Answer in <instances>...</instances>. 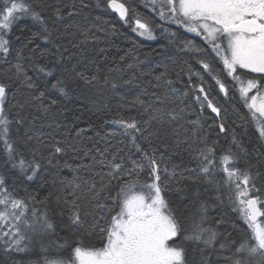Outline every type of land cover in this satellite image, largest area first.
<instances>
[{
  "label": "snow or ice",
  "instance_id": "obj_1",
  "mask_svg": "<svg viewBox=\"0 0 264 264\" xmlns=\"http://www.w3.org/2000/svg\"><path fill=\"white\" fill-rule=\"evenodd\" d=\"M107 6L117 12L124 23L134 21L133 30L140 36L155 39L151 22L138 15L135 9L130 10L120 0H107ZM148 6L162 21L177 24L203 39L204 48L196 47L192 41H184L180 50L196 55L202 71L211 76L219 92L225 96H228L229 88L222 76L230 77L233 85H238L239 96L249 109L260 137L264 138V0H148ZM87 7L84 0H80L79 6L75 2L71 6H53L47 0H0V59L6 60L13 51L11 27L15 22L31 18L40 26L39 31L24 38L22 48L16 50L19 62L12 65L15 79L22 82L29 95L37 88L27 76L22 62L24 48L36 38L53 39V33L59 31L58 25L66 16L72 17ZM49 10L50 16L45 14ZM170 35L175 37L176 33ZM15 39L21 40L22 37ZM92 39L99 42L98 37L93 36ZM87 42L88 37L85 36L82 43ZM217 61L222 65L219 71L214 66ZM32 67L37 75L45 77H51L57 71L47 64L35 63L34 58ZM68 71L63 69L51 83L50 90L64 96L69 94L65 82ZM72 71L75 72L74 69ZM102 71L97 66L95 74H90V70L75 72L72 79H79L95 88L101 83ZM110 71L123 70L116 68ZM181 71L188 74L190 91L198 93L195 95L199 104L197 116L207 108L219 117L222 109L211 98L212 86H206L201 73L194 72L189 64ZM252 74L260 75L259 78H248ZM145 75L151 73L128 80L121 78L119 84L115 78L110 80L105 75L103 84L113 91L121 85L131 88ZM193 76L198 83H191ZM178 82L179 76L173 80L167 71L162 72L155 76L154 84L148 81L149 86L156 90L151 95L161 103V107L155 108L151 103L146 105L138 95L128 105L137 109L135 116L124 117L117 112L113 119L105 120L104 123H112L122 129L121 134L128 139L129 146L125 150L108 143L101 153L103 158L95 160L80 133L73 143L52 137L51 145L45 134L34 127L21 133L19 126L25 123L26 118L18 112L14 120L10 119L6 108L12 83L0 81V168L3 169L0 171V241L5 251H25L24 242L30 239V233L55 231L48 201H39L41 209H31L29 217V202L37 203L36 193L25 190V195L18 197L16 180L9 185V174L16 172L23 180L33 181L40 174L42 161L47 160L50 167L56 168L58 165L53 163L54 160L58 162L60 157L71 154L70 159L73 160L91 158L94 163L84 165L83 170L92 175L85 180L79 167L73 169L77 174L72 180L60 181L65 185L62 189L65 194L56 198L54 206L61 207L60 216H64V209H67L69 227L83 228L81 235L95 236L97 243L85 245L74 231L75 247H70V255L46 258L43 264H212V254L224 251L231 255H217V260L224 259L228 264H264V159L251 162L248 150L234 134L226 146L218 141L209 142L202 136L199 120L187 121V115L196 110L178 108L177 101L171 99ZM45 84V91H40L34 99L45 97L49 90L47 81ZM142 95H149L148 90L145 89ZM124 99L122 96L121 100ZM51 103L54 105L56 101ZM41 109L45 113L49 111V107L43 104ZM14 122L17 125L15 135L12 132ZM56 127L59 128L60 124ZM216 127L219 133L226 134L223 121ZM181 133L183 139L179 138ZM169 136L177 138L168 142L166 137ZM96 151L100 152V149ZM185 153L191 158L192 167H184L182 158L174 159ZM64 167L70 168L71 165L66 161ZM179 168L183 171L177 178ZM56 183L57 176L54 175L38 187ZM173 183L176 185L174 189L171 187ZM189 185L203 186L205 192H215L216 195L209 199L217 202L226 194L247 225V231L237 236L233 232L222 234L218 228L226 223L223 219L216 221V228L206 226L209 209L216 206L209 204L208 200H201L189 210L187 217L179 215L178 210L171 206L169 194L172 191L183 193ZM88 197H91V207L85 208L84 202ZM5 227L9 231H4ZM232 227L236 233L241 231L236 225ZM65 245H69L68 240L57 247ZM186 245L192 246L191 258Z\"/></svg>",
  "mask_w": 264,
  "mask_h": 264
},
{
  "label": "trees",
  "instance_id": "obj_2",
  "mask_svg": "<svg viewBox=\"0 0 264 264\" xmlns=\"http://www.w3.org/2000/svg\"><path fill=\"white\" fill-rule=\"evenodd\" d=\"M73 2L77 6L80 4V0H47V3L53 6L57 4L71 6ZM123 2L130 10L135 9L138 15L151 22L155 30V39L150 40L135 32L133 30L134 21L126 24L123 20H120L107 7V0H84L88 7L79 14L65 17L58 25L59 31L53 33L55 42H53V39L42 40L36 38L32 44L24 48V60L22 62L26 67L27 76L31 77L37 88V91L32 95L28 94L21 81L15 79L12 65L19 62L16 50L22 48L25 43L24 38L31 37L33 32L40 30V26L31 18H22L11 27L13 51L6 60L0 59V81L12 83L6 103L10 119L14 120L18 112L26 118L25 123L19 126V131L23 133L29 127H34L38 132L45 134V139L49 145L52 143V137L73 143L77 138V133H80V138L84 140L86 148L92 150L95 160L103 158L101 153L108 143L116 144L126 150L129 141L121 134L122 129L118 125L104 123V121L113 119L114 114L117 112L124 117L135 116L137 109L128 105L138 95L145 101L146 105L151 103L155 108L161 107V103L155 101V98L151 95L156 90L149 86L148 81L154 84L155 76L167 71L169 78L173 80H176L179 76V82L175 85L177 91L175 95L171 96V99L177 101L178 108L184 107L196 110V112L187 115V121L199 120V124L202 126V136H205L209 142L218 141L220 145L226 146L227 141L234 134L248 150L251 162L255 163L257 159H264L263 138L258 137L245 109L237 100L233 87L229 88L226 98L220 96L221 92L213 85L211 76L202 73L196 55L192 52L180 50L182 42H184L182 33L177 31L176 36L172 37L170 35V33H173L171 30L166 27L162 28L163 24L158 22L156 15L152 14L151 8L148 6V0H123ZM68 10H71V8L69 7ZM45 14L50 16L51 11L49 10ZM69 25L72 26L69 27ZM75 25L81 27L77 28ZM17 36L22 37V39L16 40L15 37ZM85 36L88 37L86 44L82 43ZM93 36L98 37L99 42L94 41ZM31 49H35V51H31ZM122 57L124 59H121ZM33 58L35 63L47 64L49 68H56L57 71L51 77H45L43 74L37 75L32 67ZM186 64L191 65L194 72L201 73L206 86H212L211 98L222 109L219 118L215 117L207 108L199 117L197 116L199 104L195 101V95L198 93L190 91L191 85L189 84L188 74L181 71ZM130 65L131 67H129ZM97 66L103 71L101 73V83L95 88L85 85L79 79H72L75 72L90 70V74H95ZM116 68L123 71H110ZM63 69L69 70L65 73V82L69 93L67 96L50 90L51 83L55 82ZM73 69L75 72L72 71ZM147 73H151V75H145L131 88L121 85L113 91L103 84L105 75L110 80L115 78L119 84L121 78L128 80L133 76L141 77L142 74ZM222 79H224L223 76ZM46 81L49 90L46 91L45 97L42 100L34 99V96H39L40 91H45ZM191 83H198L195 76L192 77ZM145 89L149 92L147 96L142 95ZM185 93H188V95H185ZM122 96L125 98L124 100H121ZM53 100L56 101L54 105L51 103ZM41 104L49 107L47 113L41 109ZM20 105H23V108ZM222 121L226 125V134L219 133L216 127ZM181 123H184V121ZM56 124H60V127L57 128ZM16 129L17 125L14 122L12 126L13 135H15ZM97 132L100 133L99 136L96 135ZM89 137L92 139H87ZM176 138L175 136L166 137L168 142H172ZM179 138L183 139V133ZM97 148L100 149V152L96 151ZM70 155L60 157L58 162L54 160L53 163L58 165L56 168L50 167L47 160L42 161L40 174L33 181L23 180V177H18L16 172L9 174V185H12L14 179L16 180L15 187L18 197L24 196L25 190L36 193L37 203L29 202V217L31 216V209H41L39 201H48L49 216L54 223L55 231L54 233H41V238L39 240L34 239L22 252L14 250L6 252L3 243L0 242V264H5V262L6 264H43L46 258L67 257L70 255V247H75L74 240L76 237L72 235L74 231L78 237L84 240L85 245L97 243L95 236L85 237L81 235L83 228L72 229L69 227L67 209H64V216H60L61 207L54 206L56 198L65 194L62 192L65 185L60 181L72 180L73 176L77 174L73 169L79 167L81 169L80 174L84 176L85 180L90 179L92 175L91 172L83 170L84 165L94 163L91 158L80 161L70 159ZM45 156H47V152ZM181 158L184 161V167L193 166L188 154L185 153L182 157H174L177 160ZM66 161L71 165L70 168L64 167ZM104 170L108 171L109 169ZM0 171H3V169L0 168ZM180 171H183V168L177 170V178H179ZM54 175L57 176L55 185L48 184L44 187H38L44 180H51ZM171 187L174 189L176 187L175 183ZM215 195L216 193L213 191L205 192L203 186L197 188L195 185H189L183 193L172 191L169 194V199L172 202L171 206L177 209L178 214L182 217H187L189 210L194 209L201 200H208L209 204H215L216 206L209 209V222L206 226L216 228V221L223 219L226 223L219 226L218 231L220 233L233 232L234 236L242 235L244 231H247V225L241 219L240 213L228 201L226 194L223 195L220 202L209 199V197ZM90 201L91 197H88L84 202L85 208L91 207ZM89 223H91L90 220ZM232 225H236L241 231L239 233L234 232ZM220 239L223 240V236ZM65 240L69 241V245L57 247V245H64ZM97 246L99 245L97 244ZM186 247H189L191 258L192 246L186 245ZM216 247L218 248L219 245L217 244ZM217 255L221 257L229 256L231 255L229 251L212 254V264H228L224 259L217 260Z\"/></svg>",
  "mask_w": 264,
  "mask_h": 264
},
{
  "label": "flooded vegetation",
  "instance_id": "obj_3",
  "mask_svg": "<svg viewBox=\"0 0 264 264\" xmlns=\"http://www.w3.org/2000/svg\"><path fill=\"white\" fill-rule=\"evenodd\" d=\"M120 2H123V0H120ZM124 3V2H123ZM107 5V4H106ZM127 6V5H126ZM152 14H154L153 12H152ZM155 15V14H154ZM156 17H157V19H158V22L159 23H161V24H163V26H162V28L163 27H166L167 29H169V30H171L172 32H175V33H177V31H179V32H181L182 33V35H183V38H184V41H192L193 42V44L196 46V47H199V48H204L205 47V44H204V41H203V39L201 38V37H198L195 33H189V32H187L183 27H181V26H179V25H177V24H174V23H171V22H165V21H162L157 15H156ZM199 66H200V69H201V71H202V66L199 64ZM215 68L219 71V70H221L222 69V65L220 64V62L219 61H217L216 63H215ZM202 73L204 74V75H206V73H204L203 71H202ZM241 74H243V73H241ZM259 75L260 74H252V76H250V77H248V78H259ZM222 78V77H221ZM212 79V78H211ZM224 80H225V83L227 84V86H228V88H230V87H233V89L235 90V96L237 97V100L240 102V104L243 106V108L245 109V111H246V114H247V116H248V119L250 120V122L252 123V125L254 126V129H255V131H256V133H257V135H258V137L259 138H261L260 137V135H259V131H258V128H257V125H256V123H255V121L252 119V117H251V114H250V112H249V109L247 108V106L244 104V102H243V100L240 98V96H239V93H238V85H236V86H234L233 85V83H232V81H231V78L230 77H224ZM212 83H213V85L215 86V82H214V80L212 79ZM215 87H217V86H215ZM218 88V87H217ZM220 96H222V97H227V96H225L223 93H220ZM215 117H217V116H215ZM217 118H219V117H217ZM263 142H264V138H263Z\"/></svg>",
  "mask_w": 264,
  "mask_h": 264
},
{
  "label": "rangeland",
  "instance_id": "obj_4",
  "mask_svg": "<svg viewBox=\"0 0 264 264\" xmlns=\"http://www.w3.org/2000/svg\"><path fill=\"white\" fill-rule=\"evenodd\" d=\"M3 230L6 231V227ZM29 236H30V239L25 241L26 246H28L31 242H33L34 239L39 240L41 238V233L40 232H37V233H34V234L30 233ZM0 242H2V241H0Z\"/></svg>",
  "mask_w": 264,
  "mask_h": 264
},
{
  "label": "water",
  "instance_id": "obj_5",
  "mask_svg": "<svg viewBox=\"0 0 264 264\" xmlns=\"http://www.w3.org/2000/svg\"><path fill=\"white\" fill-rule=\"evenodd\" d=\"M110 8V7H109ZM110 10L119 18V19H121L120 17H119V14L117 13V12H115L113 9H111L110 8Z\"/></svg>",
  "mask_w": 264,
  "mask_h": 264
}]
</instances>
